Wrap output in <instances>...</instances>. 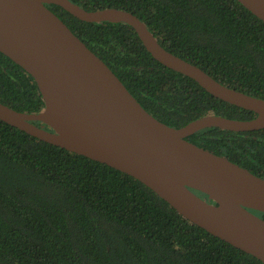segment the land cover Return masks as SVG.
Wrapping results in <instances>:
<instances>
[{"label":"trees","instance_id":"trees-1","mask_svg":"<svg viewBox=\"0 0 264 264\" xmlns=\"http://www.w3.org/2000/svg\"><path fill=\"white\" fill-rule=\"evenodd\" d=\"M70 1L89 12L136 15L168 52L264 99V22L237 0ZM47 7L160 122L179 129L210 115L257 116L160 64L129 25L87 23ZM0 102L23 113L45 107L33 77L2 53ZM187 141L264 179V129L209 128ZM0 264L263 263L192 224L133 177L0 121Z\"/></svg>","mask_w":264,"mask_h":264},{"label":"water","instance_id":"water-1","mask_svg":"<svg viewBox=\"0 0 264 264\" xmlns=\"http://www.w3.org/2000/svg\"><path fill=\"white\" fill-rule=\"evenodd\" d=\"M237 1L264 22V0ZM47 5L87 23L129 25L160 64L257 116L210 115L179 129L160 122ZM0 53L33 77L45 103L39 113H23L0 102V121L133 177L192 224L264 264V219L252 212L264 214V179L187 141L209 128L263 130L264 99L228 88L168 52L136 15L89 12L70 0H0Z\"/></svg>","mask_w":264,"mask_h":264}]
</instances>
